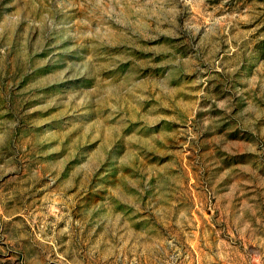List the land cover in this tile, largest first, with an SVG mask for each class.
Wrapping results in <instances>:
<instances>
[{
  "label": "rangeland",
  "instance_id": "rangeland-1",
  "mask_svg": "<svg viewBox=\"0 0 264 264\" xmlns=\"http://www.w3.org/2000/svg\"><path fill=\"white\" fill-rule=\"evenodd\" d=\"M0 264H264V0H0Z\"/></svg>",
  "mask_w": 264,
  "mask_h": 264
}]
</instances>
